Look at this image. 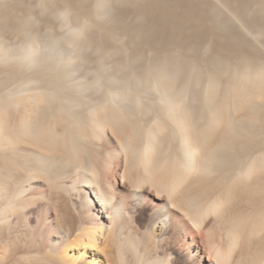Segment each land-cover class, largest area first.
I'll return each instance as SVG.
<instances>
[{
    "label": "bare ground",
    "instance_id": "obj_1",
    "mask_svg": "<svg viewBox=\"0 0 264 264\" xmlns=\"http://www.w3.org/2000/svg\"><path fill=\"white\" fill-rule=\"evenodd\" d=\"M56 4L88 21L79 53L35 0H0V230L37 197L56 219L0 264H177L174 212L205 235L190 264H264V0Z\"/></svg>",
    "mask_w": 264,
    "mask_h": 264
},
{
    "label": "rangeland",
    "instance_id": "obj_2",
    "mask_svg": "<svg viewBox=\"0 0 264 264\" xmlns=\"http://www.w3.org/2000/svg\"><path fill=\"white\" fill-rule=\"evenodd\" d=\"M147 183L148 182L145 181L143 183V186H142V188H143L142 189V195L144 196V198H143L144 200H143L142 204L140 205V207L136 208V210H134V212L132 213L134 215L133 217L135 218L134 219V223H136L135 225H137V223H138L137 226H139L140 228H142L141 226H143L144 223L146 222L149 210L152 207H154L155 205H158L161 201V200H158L157 198H155V195H154L155 191L154 190L156 189V187L154 188L151 185L146 186ZM150 187H153V188H150ZM152 189H154V190L152 191ZM45 190L46 189L44 188L43 185H40V186L38 185L34 189L35 192H41V191L46 192ZM163 193L164 192H162V194H161L162 198L164 196ZM38 199H39L38 197L36 198V200L34 199L35 203L30 204L32 207L29 205L26 208L28 210L22 209V207L15 206L13 208L14 210L12 209L15 213H13V211H10L11 210L10 209V210H7L9 213L5 212V214H3L4 216H6V215H9L10 213H12L11 215H9L10 217L8 216L9 217L8 219L6 217L7 229H8L7 232L5 234H3L4 232H2V230H0V232H1L0 233V235H1L0 236V243H1L0 247H2V248L6 247V246H8V244H11V245L16 244L17 245V244H20L24 240H27L28 245H34L36 243H42L45 241L48 233H50L54 229V227L56 225V219L54 217L55 214L53 211L50 210L48 212H45V209H44L45 203H44L43 199L42 198H41L42 200L41 199L38 200ZM15 209L17 212L15 211ZM21 214H22V217H21ZM3 215H2V218H3ZM12 215L15 218H11V217H13ZM171 216H172L170 218L171 221L169 222V225H168L169 228L167 229L168 231L166 230L165 236H164V244H163L164 250L170 254V257L173 258L172 259L173 262L175 261V263H177V264H190L188 261L184 260L185 255L183 254V251H184L183 249H185V247H183L182 244L187 247L189 241L192 244H194L195 242L196 243H200V242L205 243V237H204L205 235H204V233H202L203 230L193 229L191 227H185V229L181 230L179 235H176L175 229L179 225L181 219L183 220V217H182V215H180L177 212H174ZM18 217H20L19 218V219H21L20 221H19V219L16 220V218H18ZM23 221H24V223H22ZM10 222H11V224H10ZM15 225H16V227H15V229H13ZM8 226H9V228L11 227L10 231H9ZM135 232H137L136 229H135ZM17 234H19V235H17ZM33 234H34V236H33ZM132 234H134V233H132ZM184 239H185V243H181L184 241ZM8 242H10V243H8ZM188 248H190V247H188Z\"/></svg>",
    "mask_w": 264,
    "mask_h": 264
},
{
    "label": "clouds",
    "instance_id": "obj_3",
    "mask_svg": "<svg viewBox=\"0 0 264 264\" xmlns=\"http://www.w3.org/2000/svg\"><path fill=\"white\" fill-rule=\"evenodd\" d=\"M36 9L41 17L51 19L54 28L48 31L58 34V40L69 50L79 53L87 38L88 21L78 19L70 8H60L56 0H35Z\"/></svg>",
    "mask_w": 264,
    "mask_h": 264
}]
</instances>
